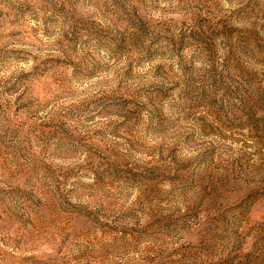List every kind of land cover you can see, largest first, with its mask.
Returning <instances> with one entry per match:
<instances>
[{
	"label": "rangeland",
	"instance_id": "374dc122",
	"mask_svg": "<svg viewBox=\"0 0 264 264\" xmlns=\"http://www.w3.org/2000/svg\"><path fill=\"white\" fill-rule=\"evenodd\" d=\"M0 264H264V0H0Z\"/></svg>",
	"mask_w": 264,
	"mask_h": 264
}]
</instances>
